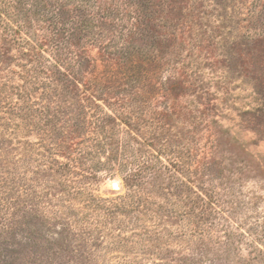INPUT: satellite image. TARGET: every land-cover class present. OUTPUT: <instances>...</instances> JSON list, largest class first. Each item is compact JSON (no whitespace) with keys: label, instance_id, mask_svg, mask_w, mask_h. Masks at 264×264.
<instances>
[{"label":"rangeland","instance_id":"rangeland-1","mask_svg":"<svg viewBox=\"0 0 264 264\" xmlns=\"http://www.w3.org/2000/svg\"><path fill=\"white\" fill-rule=\"evenodd\" d=\"M92 1L96 6L89 13L98 18L99 6V15L107 16L95 28L83 30L74 5L62 10L68 27L56 32L55 39L77 56L81 74L73 79L63 72L55 78L81 102L92 88L88 78L100 72L98 90L92 93L98 112L109 113V104L129 105L126 125L108 119L107 131L118 129L119 138L135 149L162 152V165L142 173L144 201L138 211L114 214L126 227L112 236L120 234L128 243L105 233L91 236L87 229L75 228L69 215L51 218L42 212V203H23L18 187L0 201L13 203L0 211V264H264L258 261L264 260V0ZM122 3L128 16L121 22L110 10ZM35 33L40 35L37 50L47 55L49 42L41 35L48 32ZM3 50L10 59L6 68L20 72L15 63L20 58L29 65L31 52L24 54L9 44ZM21 72L25 76V68ZM24 76L16 79L20 86L25 85ZM90 113L85 117L91 119ZM84 136L79 128H70L67 146L86 145ZM43 142L49 143L35 130L18 134L13 125L0 122V182L6 170L22 173V159L29 156L26 183H41L37 190L52 185L47 193L53 210L61 209L57 200H70L56 182L48 183L59 179L76 178L96 199L110 202L139 191L125 179V169L113 175L101 171L84 182L79 171L74 178L56 175L53 167L32 173L39 169L36 153H44ZM169 148L183 152L190 172L163 168L173 159ZM63 154L58 151L55 158L61 161ZM109 155L105 151L97 158L105 162ZM171 176L185 178L184 184ZM202 193H211L216 203L210 216L200 211ZM153 211L159 212L154 225ZM134 216L140 225L128 227Z\"/></svg>","mask_w":264,"mask_h":264},{"label":"trees","instance_id":"trees-1","mask_svg":"<svg viewBox=\"0 0 264 264\" xmlns=\"http://www.w3.org/2000/svg\"><path fill=\"white\" fill-rule=\"evenodd\" d=\"M68 5H74V11L79 13L76 18L78 24L82 25L83 30L91 29L90 27L95 28L99 19L107 17L104 13L99 15L100 12H103L99 6H97V11H99H96L98 18L89 13L96 6L92 0H0V122L5 127L13 125L18 134L26 130H35L42 140L45 137L48 139L49 143L43 142V146H41L44 153H36L40 158L38 160L39 169L37 168L32 173L39 174L48 167L50 170L55 168L54 173L60 177L74 178V175L79 171L84 174H79V178L83 179L84 182L98 175L101 171L113 175L125 169L124 173L127 175L125 179L131 181L133 186L139 188V191H128L125 195L110 202L104 199H96L90 192L81 187L84 183L78 182L76 178L73 180L63 179L62 181L59 179L48 183L56 182V186H61L64 189V194L70 200H57L61 209L53 210L50 209L54 206L50 205V195L47 192L54 189V187L44 184L40 190H37L35 187L41 183L37 182L38 185L26 183L24 172L30 167V157L26 156L27 158L22 159V166L20 167L22 173L17 172L18 170L15 168L12 171L6 170L7 177L3 182H0V201H4L7 194L14 193L21 186L17 189L19 197L23 192L21 197L23 200L21 201L25 204H28L29 201L42 203V212L49 213L51 218L58 216L61 218L69 215L74 219L75 228L83 227V229L88 230V234L91 236L97 233H105L112 240L128 243L129 238L120 234L112 236L113 231L119 232L126 227L123 221H117L118 218L114 214L126 209L138 211L136 207L142 206V201H144L141 191L142 183L140 182L142 173L162 165L160 161L162 152L155 150L144 152L135 149L128 140L123 141L119 138L118 129L107 131L106 122L108 119H114L115 122L126 125L124 119L127 117L124 111L129 105L121 108L119 105L109 104V113H102V109L101 112H98L100 107L94 103L96 97L92 93L98 90V84L101 81L100 72L95 71L88 78L89 86L92 88L87 90L89 95L81 102L76 99V94L73 96L67 92L69 91L67 90L68 85L55 78L63 72L68 73L69 78L73 79V75L81 74V65L77 56H73L68 45L62 44L60 47L57 43L58 40L55 39L56 32H59L60 29L66 31L65 26L68 27V24L62 20V10ZM126 7L125 3L113 4L110 14H113L122 22V18L128 16ZM43 24H47V26L40 30L34 29V25L37 28ZM74 25L77 26V22ZM70 28L73 31L72 26ZM38 31L48 32L47 35H41L42 39L49 42L50 49L47 55H45V51L41 50L39 53L37 50L41 49L38 42L40 35L35 33ZM6 44L14 45L16 48L21 49L24 54L31 52V55L27 54L30 56L29 65L26 66L25 62L23 64L21 58L15 61L21 71L25 68V76L21 71L17 72L14 69L6 68V63L10 61L7 56L8 53L3 50ZM23 76L25 85L20 86L17 84L16 79L22 81ZM104 82H108L107 79H104ZM95 88L96 90H94ZM36 93H38V96L33 98V94ZM89 111H91V119L85 117L86 112ZM11 117H16L21 120V123H14ZM93 118L95 121H93ZM72 127L85 132L84 140L89 141L86 145L82 147H78V145L67 146V136ZM127 134L132 139L133 134L131 131H128ZM57 140L60 142H55ZM45 144L46 148H44ZM58 151L64 153L61 161L55 158L58 157ZM105 151H108V155H110L105 162H102L97 157ZM168 154L173 159L166 162V165L163 166L164 169L171 168L177 174L190 172L191 166L182 157L183 152L169 148ZM123 160L124 162H122ZM126 165L131 169L126 170ZM171 178L179 181L180 184H184L185 178H183L184 180L174 176H171ZM20 189H24V191ZM199 200L202 202L201 213L210 216L215 211L216 206V203L212 201V194L210 193L208 196L206 193H202ZM65 202L68 205H65ZM10 205H13L12 201L10 203H0V211L3 208L8 209ZM74 208H81L85 212L82 211L81 214H78L74 212ZM158 213L153 211L150 215L153 217L151 220L153 225L155 224L154 219L159 217ZM139 221L140 218L134 216L132 223L127 221V224H130L128 227H138L140 225L138 224ZM110 225L113 228H109ZM144 231L146 234L148 233L147 241H151V233L147 232V229ZM204 232L209 233V229H205ZM154 233L158 237L163 236V233L156 231ZM228 239L231 241L229 235ZM230 244L232 245V242ZM230 244L228 248L231 247ZM258 261L264 263V260ZM234 263L240 264L238 262Z\"/></svg>","mask_w":264,"mask_h":264}]
</instances>
